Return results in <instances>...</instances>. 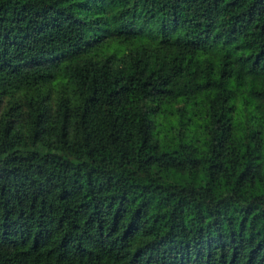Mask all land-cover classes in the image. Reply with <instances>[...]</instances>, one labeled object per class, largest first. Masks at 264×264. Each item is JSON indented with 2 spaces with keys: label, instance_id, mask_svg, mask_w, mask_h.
Wrapping results in <instances>:
<instances>
[{
  "label": "trees",
  "instance_id": "obj_1",
  "mask_svg": "<svg viewBox=\"0 0 264 264\" xmlns=\"http://www.w3.org/2000/svg\"><path fill=\"white\" fill-rule=\"evenodd\" d=\"M29 66L69 90L0 107V264H264V0H0V92ZM51 121L88 160L8 154Z\"/></svg>",
  "mask_w": 264,
  "mask_h": 264
},
{
  "label": "rangeland",
  "instance_id": "obj_2",
  "mask_svg": "<svg viewBox=\"0 0 264 264\" xmlns=\"http://www.w3.org/2000/svg\"><path fill=\"white\" fill-rule=\"evenodd\" d=\"M26 74L19 76V75H14L13 73H7V75H4V77L8 80V83H6L7 88L0 92V107L1 109L4 107L6 104V101L8 99H11L10 97V91H13L17 88L18 86L25 88L28 93L34 92L32 89L35 87H41L42 89V95L44 94L46 96V99L49 100L50 97L52 99H58L59 96L63 93H66L69 89V84L67 81H63L60 83V81L56 80L54 81L53 84L48 85L47 83L44 82V77H40L38 73L35 72L34 67L29 66L26 69ZM12 85V86H10ZM19 95L22 96L21 92L17 93L16 96L19 97ZM19 100H22L19 99ZM55 107V106H54ZM51 115L58 116L59 111L56 109L51 110ZM53 123V121L49 122L46 124L44 127L43 133H41L36 139H25V137L21 136L17 145L13 149V151L9 152L8 154H14V153H20L24 152L30 149H39L43 151H53L56 155H67L72 158L73 161L76 162H85L88 160V158L84 155H79L77 153H72L70 148L65 145L57 146L55 145L53 141V133L50 125ZM93 130L96 132V134L99 133V129L97 127L93 128ZM133 133L130 134L129 139L131 140L133 138ZM7 155V153H0V158L3 157L4 155ZM112 159L111 165L114 168H117L119 170H124L138 179L148 182V177L145 175V173L139 168L137 163L134 161L132 157H115L111 156ZM70 180V179H69ZM71 184V182H70ZM76 185V184H75ZM74 183L72 182V187H73V194H74V203L77 202L75 198H77V186H75ZM210 190L212 192V195H227L232 192L231 188L225 184L222 181H213L210 186ZM196 191L201 193L200 187L195 185ZM56 233V227L52 222H47L45 225V228L39 232L38 238H37V244L38 246H43L48 244L51 241V238L54 236ZM103 248L104 252H107L110 256L115 257L119 259L121 262H123L125 259H127L126 253L124 252L123 244H120L118 240L113 239L112 241L109 240L107 237L103 241Z\"/></svg>",
  "mask_w": 264,
  "mask_h": 264
}]
</instances>
